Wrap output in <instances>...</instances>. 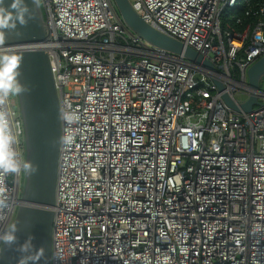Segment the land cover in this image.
<instances>
[{"label": "built area", "instance_id": "built-area-1", "mask_svg": "<svg viewBox=\"0 0 264 264\" xmlns=\"http://www.w3.org/2000/svg\"><path fill=\"white\" fill-rule=\"evenodd\" d=\"M231 96L264 55L250 0H134ZM247 5L236 26L224 8ZM60 112L49 264H264V90L231 110L210 72L149 45L113 0H39ZM0 37V233L20 203L22 126ZM10 89V90H9Z\"/></svg>", "mask_w": 264, "mask_h": 264}, {"label": "water", "instance_id": "water-1", "mask_svg": "<svg viewBox=\"0 0 264 264\" xmlns=\"http://www.w3.org/2000/svg\"><path fill=\"white\" fill-rule=\"evenodd\" d=\"M123 23L136 36L160 49L181 54L193 65L216 72L214 66L191 47L163 34L150 26L132 7L129 0H113ZM29 7L26 25L15 20L11 0H3L7 16H12L9 26L0 30L3 52L7 66L12 60L18 65L10 73L16 108L22 126V182L19 200L12 223L19 228V242L31 234L33 245L43 248L44 256L36 264H49L51 252V227L55 205V181L60 148L59 100L48 53L40 45L47 40L46 23L39 0H25ZM7 16H0L7 19ZM32 17V18H29ZM15 24V27L11 25ZM210 78L221 92L223 101L234 111L249 112L259 105L256 92L264 78V56L258 58L246 70L247 86L250 89L246 100L236 102L221 81L210 74ZM19 88V91H17ZM27 166V168H26ZM32 169H35L32 171ZM17 245L0 249V264H20L22 255ZM32 249L24 253L31 254ZM28 264H32L31 261Z\"/></svg>", "mask_w": 264, "mask_h": 264}, {"label": "clouds", "instance_id": "clouds-1", "mask_svg": "<svg viewBox=\"0 0 264 264\" xmlns=\"http://www.w3.org/2000/svg\"><path fill=\"white\" fill-rule=\"evenodd\" d=\"M9 8L15 10V20H18L21 25L27 24V19L25 18V16L29 12V7L25 3V0H11ZM0 16H7L5 7L3 6V0H0ZM12 19V16H7V19L0 18V30L7 28L9 26L8 22ZM11 26L15 27V24H12ZM17 65L18 61L15 60V62H13L12 60L10 62V66H7L4 70L7 73H12L13 69L17 67ZM13 79L14 77L10 75L9 81H12ZM17 91H19V88H17ZM34 170L35 169H32V171ZM0 171L12 173L17 171V168L14 166L13 162L10 161L9 158L4 154H0ZM18 231L19 228L14 223L11 228L0 233V249H3L5 246L12 247L13 245H17L16 250L22 254L19 258L20 264H28L29 261H31L32 264H36V262H38L44 256L42 246L36 247L35 245H33L32 241L34 237L31 234H29L22 243L19 242V237L16 234ZM29 249H32L31 254L25 256L24 253Z\"/></svg>", "mask_w": 264, "mask_h": 264}, {"label": "bare ground", "instance_id": "bare-ground-1", "mask_svg": "<svg viewBox=\"0 0 264 264\" xmlns=\"http://www.w3.org/2000/svg\"><path fill=\"white\" fill-rule=\"evenodd\" d=\"M257 4H260V3H257ZM257 4H252V2H251V0H250V6H256ZM262 5V4H261ZM263 6V5H262ZM236 8H241L242 10H243V16H233L232 14H229V16H230V19H232V21H229V20H227V21H224L223 19H222V13L225 11V10H227V11H231V10H234V9H236ZM236 8H233V9H229V8H224L223 9V11H222V13H221V15H220V18H221V21H222V23L224 24L225 22H228V23H230L232 26H236V23H235V20H236V18L237 17H239V18H241V19H245L246 17H245V15H244V11H245V9L247 8V5L245 6V4H241V6H239V7H236ZM263 8H264V6H263ZM263 20H264V15H263ZM163 34H165V33H163ZM167 35V34H166ZM167 36H169V35H167ZM1 37V36H0ZM169 37H171V36H169ZM171 38H173V37H171ZM174 39H176V38H174ZM176 40H178V39H176ZM2 41V40H1ZM178 41H180V40H178ZM181 42V41H180ZM183 43V42H182ZM3 44V43H2ZM184 44V43H183ZM150 45V44H149ZM185 45V44H184ZM187 46V45H186ZM155 47V46H154ZM158 48V47H157ZM160 49V48H159ZM5 50H6V48H5ZM4 50V51H5ZM163 50V49H162ZM194 50V49H193ZM166 51V50H165ZM169 52V51H168ZM170 53H172V52H170ZM198 53V52H197ZM3 54V53H2ZM173 54H175V53H173ZM199 54V53H198ZM176 55H181V54H176ZM200 55V54H199ZM181 56H183V55H181ZM202 56V55H201ZM262 56H264V55H262ZM262 56H260V57H262ZM203 57V56H202ZM259 57V58H260ZM3 58H4V55H3ZM203 58H205V57H203ZM184 59L187 61V62H189L185 57H184ZM206 59V58H205ZM258 59V58H257ZM256 59V60H257ZM4 60H5V58H4ZM208 60V59H207ZM255 60V61H256ZM209 61V60H208ZM255 61H253V62H255ZM5 62H6V60H5ZM252 62V63H253ZM190 63V62H189ZM251 63V64H252ZM192 66H194V67H197V66H195V65H193L192 63H190ZM250 64V65H251ZM250 65H248V67L250 66ZM6 66H7V62H6ZM247 67V68H248ZM197 68H199V67H197ZM215 68V67H214ZM247 68H246V70H247ZM216 69V68H215ZM246 70H245V75H244V84L246 85V87H247V92L246 93H244V94H239V95H242V96H244L245 98L244 99H242V100H238V99H236V97H235V95L234 96H231L229 93V95L236 101V102H242V101H244V100H246V98H247V96H248V92L250 91V89L248 88V86H247V79H246ZM207 71V70H206ZM208 72H210V71H208ZM216 73V72H215ZM215 73H212V72H210V74L211 75H213V74H215ZM213 82V81H212ZM215 85V84H214ZM216 86V85H215ZM13 90H14V88H13ZM216 90H217V87H216ZM218 91V90H217ZM224 91H225V89H224ZM260 91H262V90H260L259 89V91H257L256 92V97H257V94H258V92H260ZM219 92V91H218ZM226 92V91H225ZM220 93V97H221V92H219ZM14 96V99H15V95H13ZM222 99V98H221ZM223 100V99H222ZM257 100H258V97H257ZM258 102H259V100H258ZM225 103V102H224ZM260 103V102H259ZM226 104V103H225ZM261 104V103H260ZM259 104V105H260ZM227 105V104H226ZM228 106V105H227ZM255 106H258V105H253L252 106V109L255 107ZM229 107V106H228ZM15 108H16V101H15ZM230 108V107H229ZM231 109V108H230ZM251 109V110H252ZM16 110H17V108H16ZM232 110V109H231ZM234 111V110H233ZM18 112V111H17ZM236 112H243V111H236ZM250 112V111H249ZM21 143H22V135H21ZM11 223H12V221H11ZM11 223H10V225H11ZM10 225H9V227H10ZM9 229V228H8ZM51 229H52V227H51Z\"/></svg>", "mask_w": 264, "mask_h": 264}, {"label": "trees", "instance_id": "trees-1", "mask_svg": "<svg viewBox=\"0 0 264 264\" xmlns=\"http://www.w3.org/2000/svg\"><path fill=\"white\" fill-rule=\"evenodd\" d=\"M252 4H257V3H260L264 6V0H251ZM229 14H232L233 16H243V10L241 8H236L234 10H231V11H227L225 10L223 13H222V19L224 21H232V19H230V16Z\"/></svg>", "mask_w": 264, "mask_h": 264}, {"label": "rangeland", "instance_id": "rangeland-1", "mask_svg": "<svg viewBox=\"0 0 264 264\" xmlns=\"http://www.w3.org/2000/svg\"><path fill=\"white\" fill-rule=\"evenodd\" d=\"M130 2H133L134 0H129ZM259 89L260 90H264V78H262V80L260 81V83H259ZM12 94L14 95V90H13V88H12ZM235 97H236V99H238V100H242V99H244L245 97L244 96H242V95H239V94H235Z\"/></svg>", "mask_w": 264, "mask_h": 264}, {"label": "snow or ice", "instance_id": "snow-or-ice-1", "mask_svg": "<svg viewBox=\"0 0 264 264\" xmlns=\"http://www.w3.org/2000/svg\"><path fill=\"white\" fill-rule=\"evenodd\" d=\"M13 62H15V59L13 60Z\"/></svg>", "mask_w": 264, "mask_h": 264}]
</instances>
